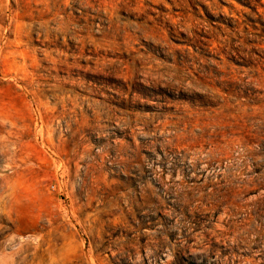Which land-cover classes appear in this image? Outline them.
Masks as SVG:
<instances>
[{
  "label": "rangeland",
  "instance_id": "obj_1",
  "mask_svg": "<svg viewBox=\"0 0 264 264\" xmlns=\"http://www.w3.org/2000/svg\"><path fill=\"white\" fill-rule=\"evenodd\" d=\"M0 264H264V0H0Z\"/></svg>",
  "mask_w": 264,
  "mask_h": 264
},
{
  "label": "bare ground",
  "instance_id": "obj_2",
  "mask_svg": "<svg viewBox=\"0 0 264 264\" xmlns=\"http://www.w3.org/2000/svg\"><path fill=\"white\" fill-rule=\"evenodd\" d=\"M214 10V9H213ZM215 11V10H214Z\"/></svg>",
  "mask_w": 264,
  "mask_h": 264
}]
</instances>
